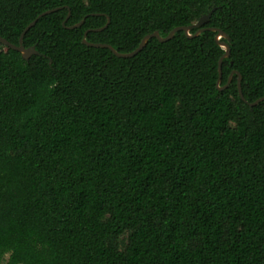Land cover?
I'll return each mask as SVG.
<instances>
[{"label": "trees", "instance_id": "obj_1", "mask_svg": "<svg viewBox=\"0 0 264 264\" xmlns=\"http://www.w3.org/2000/svg\"><path fill=\"white\" fill-rule=\"evenodd\" d=\"M57 7L0 43V263L264 264V0H0V36ZM210 10L219 84L215 32L82 43Z\"/></svg>", "mask_w": 264, "mask_h": 264}, {"label": "water", "instance_id": "obj_2", "mask_svg": "<svg viewBox=\"0 0 264 264\" xmlns=\"http://www.w3.org/2000/svg\"><path fill=\"white\" fill-rule=\"evenodd\" d=\"M60 7H57V8H53L51 10H47L45 12H42L41 14H39L33 21H31L24 29L23 31L21 32L20 36H19V39H18V45H14L10 42H8L6 39L2 38L0 36V43L15 50V51H18L22 58L24 59H28L31 55L33 54H38V52L34 49V47H29V48H24V46L22 45V39H23V36L24 34L26 33V31L32 27L34 25V23L37 21V19L43 15H46L48 13H52V12H55L57 10H59ZM213 10V9H212ZM212 10H210L208 13L202 15L201 17H199V19L188 25V26H179V27H175L173 28L165 37H160L158 32L155 31L153 33H150V34H147L145 35L140 43L138 44V46L131 52H128V53H118L116 52L110 45L108 44H102V43H89L86 41L85 37H86V34L89 30H86L84 33H83V37H82V43L87 45V46H91V47H97V48H107L109 49L114 55L118 56V57H122V58H127V57H132L134 56L137 52H139L143 46L146 44V42L148 41V39L154 37L156 38L158 41L160 42H164V41H167L169 39L172 38V36L174 35L175 32H178V31H183L188 37H191V36H197L198 34H200L201 32L203 31H211V32H215V36H214V39L216 41V43L222 47L224 49V53L223 55L219 58L218 60V73H219V77H218V81H217V84H219L220 82V78H221V62L224 58H227L229 56V53H230V49H229V41H230V38L229 36L224 32L222 31L221 29L219 28H216V27H206L205 24H207L209 22V19H210V16H211V13H212ZM69 16V12L65 18L64 21L67 20ZM86 17V16H85ZM85 17L80 21L78 22L77 24H74L72 25L70 28H76V27H79L82 25ZM108 19H107V22L106 24L101 27V28H97V29H91L93 31H100L102 30L103 28H105L107 26V23H108ZM192 29H195V32L191 35L189 34L190 30ZM233 74H236L237 75V90H238V94H239V97L243 100V96H242V93H241V87H240V80H241V77H240V74L236 71V70H232L231 73L229 74L228 76V80H227V83L230 82L231 80V77ZM226 86V85H225ZM225 86L223 87H219L218 89H223ZM260 100V99H259ZM259 100L255 101L254 103H251L250 106H253L254 104H256Z\"/></svg>", "mask_w": 264, "mask_h": 264}, {"label": "rangeland", "instance_id": "obj_3", "mask_svg": "<svg viewBox=\"0 0 264 264\" xmlns=\"http://www.w3.org/2000/svg\"><path fill=\"white\" fill-rule=\"evenodd\" d=\"M6 259H7V256L5 255V257H4V260H3V261H1V263H0V264H5V262H6Z\"/></svg>", "mask_w": 264, "mask_h": 264}]
</instances>
